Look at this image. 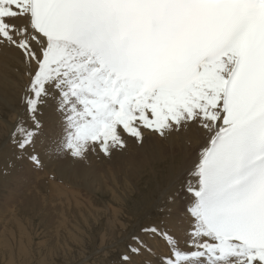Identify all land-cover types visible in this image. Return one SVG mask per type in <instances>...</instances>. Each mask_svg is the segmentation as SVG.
<instances>
[{
    "label": "snow or ice",
    "instance_id": "snow-or-ice-1",
    "mask_svg": "<svg viewBox=\"0 0 264 264\" xmlns=\"http://www.w3.org/2000/svg\"><path fill=\"white\" fill-rule=\"evenodd\" d=\"M5 49L29 78L11 142L37 167L50 101L73 159L207 134L185 244L153 225L113 264H264V0H0Z\"/></svg>",
    "mask_w": 264,
    "mask_h": 264
},
{
    "label": "bare ground",
    "instance_id": "bare-ground-1",
    "mask_svg": "<svg viewBox=\"0 0 264 264\" xmlns=\"http://www.w3.org/2000/svg\"><path fill=\"white\" fill-rule=\"evenodd\" d=\"M28 79L16 53L9 49L0 52V264L18 263L12 262L14 255L26 260L31 237L35 240L42 228L40 242L35 243L37 248L44 239L50 241L42 247L51 245L54 250L61 248V242H70L61 254L47 258L60 262L56 264H71L85 255L87 244L79 240L77 230L83 236L85 231L90 232L92 244L84 260L90 257L92 264L113 263L116 259L110 255L119 254L134 235H143L142 229L153 225L170 229L184 245L192 219L187 211L192 197L186 184L198 162L201 146L207 143V134L193 126L173 132L167 139L152 135L142 145L129 139L126 150L114 153L111 158L90 154L86 160L73 159L56 151L64 122L55 110L54 101H50L43 109V127L34 145L42 159V166L37 167L27 153L11 142V134L21 119L31 126L22 104ZM27 175L47 179L30 183L29 179L28 182L22 179ZM47 198L55 206L70 207L72 203L75 210L72 209L71 215L63 212L43 215V202ZM19 212L28 217L41 215L43 224L34 227L30 219V225H34L30 228L24 220L18 221ZM50 230L56 231L55 238L53 234L47 235ZM158 251H168L162 241ZM35 259L36 256L30 264H53L44 257L41 262Z\"/></svg>",
    "mask_w": 264,
    "mask_h": 264
},
{
    "label": "rangeland",
    "instance_id": "rangeland-1",
    "mask_svg": "<svg viewBox=\"0 0 264 264\" xmlns=\"http://www.w3.org/2000/svg\"><path fill=\"white\" fill-rule=\"evenodd\" d=\"M20 169H21V171H22V169H23V166L22 167H20ZM24 170H25V172H26V167H24ZM26 174H27V172H26ZM23 180H25L26 182H28V179H29V181H30V183H38L39 181H41V180H44V181H46V176H45V178L44 179H42V178H29L28 177V175H27V178H22ZM49 198H47V201H45V202H43V204H44V209H43V215L45 214V213H47V212H54V213H56V214H59V213H64L65 215H71V212L73 211L72 209H74V208H72L73 207V204H72V207H71V204H70V207L67 205H65V204H62V206H61V204H58V206L56 205H52L49 201H50V199L48 200ZM62 199V198H61ZM60 200V199H59ZM58 200V201H59ZM63 200V199H62ZM57 202V200H53V202ZM52 202V201H51ZM52 202V203H53ZM69 204V203H68ZM65 207V208H64ZM71 208V209H70ZM69 209V210H68ZM137 209H139V208H137ZM75 210V209H74ZM68 211V212H67ZM70 212V213H69ZM75 212V211H74ZM141 212V211H140ZM139 212V213H140ZM73 213V212H72ZM19 219H18V221L19 220H24L23 222H24V224H26L27 226H31L30 224H32V223H30V221H32L33 223H34V225H32L30 228H33V226L34 227H36V226H38V225H42L43 223L40 221L41 220V215H36V216H30V217H28V216H26V215H21V213L19 212ZM39 216V217H38ZM28 219V220H27ZM30 219H32V220H30ZM37 219V220H36ZM69 220H71V218L70 219H67V221H69ZM27 221V222H26ZM36 221H38V222H36ZM29 222V223H28ZM41 222V223H40ZM40 231L38 232V234L40 235V232L41 231H43V228H42V230L41 229H39ZM77 233H78V236H79V240H84L85 241V243L87 244V251H86V253H85V255L83 256V257H81L80 259H78L76 262H74V263H71V264H79V263H82V264H92V263H94V261H92V259L90 258V257H88V259L87 260H84L85 258H86V255H87V252H88V250L90 249V247H91V244H92V241H91V235H90V232L89 231H85V236H83V235H81V233H80V230H77ZM51 234H53V237L55 238L56 236H57V233H56V231L55 232H52L51 230L47 233V235H51ZM39 235H37L36 234V239L34 240L33 239V237H31V236H33V235H28L27 237H31V241L29 242V250H27V252H29V256L31 257H29L28 256V258L26 259V260H24V261H21L20 259H19V256H17V255H14V256H12V262L13 263H15V262H18V263H16V264H20V263H24V262H28L29 264H30V262L29 261H33V258H34V256H36V259H35V261L36 262H41V260H42V257H44V258H48V259H50V258H53V257H55V256H57V255H59V254H61L69 245H70V242L68 243V242H61V248H59V249H57V250H54V248H53V246H51V245H47V246H45V247H42L47 241H50V240H48V239H44V241H43V239H42V244L39 246V248H37V246H36V242L37 243H39L40 242V239H41V237L39 236ZM32 242V243H31ZM32 245H31V244ZM34 243V244H33ZM38 245V244H37ZM15 246L16 245H14V248H15ZM42 247V248H41ZM15 254H17V251H16V249H15V252H14ZM13 253V254H14ZM32 253H33V256H32ZM114 256V258L115 259H117V256H118V254L117 255H114V254H112V255H110V257H113ZM18 257V258H17ZM9 259V258H8ZM47 259V260H48ZM49 261V260H48ZM49 262H53V261H49ZM92 262V263H91ZM26 263H24V264H26ZM27 263V264H28ZM56 263H60L59 261L57 262V261H54L53 262V264H56Z\"/></svg>",
    "mask_w": 264,
    "mask_h": 264
}]
</instances>
